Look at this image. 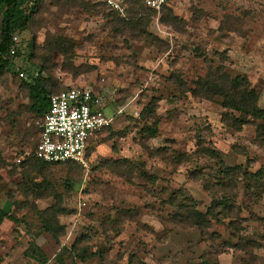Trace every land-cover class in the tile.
<instances>
[{
  "label": "rangeland",
  "instance_id": "rangeland-1",
  "mask_svg": "<svg viewBox=\"0 0 264 264\" xmlns=\"http://www.w3.org/2000/svg\"><path fill=\"white\" fill-rule=\"evenodd\" d=\"M15 35L0 75V207L17 220L0 222V264H264V177L238 173L231 212L207 228L176 217L192 205L183 197L205 213L224 196L220 167L264 173L255 122L227 126L218 98L190 91L225 52L227 73L246 76L264 108V0H167L126 18L94 0H42ZM39 70L51 93L83 86L102 98L111 125L84 165L29 161L43 117L24 78Z\"/></svg>",
  "mask_w": 264,
  "mask_h": 264
},
{
  "label": "trees",
  "instance_id": "trees-1",
  "mask_svg": "<svg viewBox=\"0 0 264 264\" xmlns=\"http://www.w3.org/2000/svg\"><path fill=\"white\" fill-rule=\"evenodd\" d=\"M41 4L42 0H0V75L4 71L11 69L10 67L12 66V63L9 57H14L17 53L14 44L15 42L12 40L13 36H16V33L25 31L27 29L28 24L33 17V14L37 12ZM140 8L146 9L138 1H128L127 15L130 11ZM12 48L14 49L13 54L11 53ZM217 54L220 55L219 65L214 67L211 63L208 67L206 75L198 77L195 80L194 87L190 90L191 93L194 96L202 97L207 100H215L216 98H218L220 105L226 110V112L222 113L221 115L222 122H224L225 125L231 127H241L242 125L253 121L255 122L257 129L261 132H264V108H260L257 104L258 96L256 91L251 88V85L246 76L238 75L232 78L227 73L224 65V61L227 59L225 52H218ZM20 72L24 71L18 69V75ZM40 74L41 70L35 73H31L29 71L27 76L24 78V84L26 85L28 97L30 99L29 108L31 112L37 117H43L48 111L49 97L51 94H53L51 93L49 84L44 81ZM21 79L23 78L21 77ZM150 113H152V110H150ZM236 113L238 115H236ZM156 126L157 121L153 122L151 125H146L144 128V132L153 137L158 132ZM159 151L161 152V149L157 150V152ZM149 152L153 154L151 151ZM211 154L214 155L215 158L219 157L214 150H211ZM180 158L181 157L177 156L176 159L179 161ZM29 159V161L33 163V166L35 168H40L41 166H45L47 164H53L47 163L37 158L34 152L33 157ZM161 159H163L164 161V158ZM67 163L73 164L74 162ZM218 163L222 164L223 161L220 160ZM242 169L243 168L241 166L220 167L219 172L222 176V180L218 181L217 183L218 186L223 189L225 193L224 196H221L220 199L213 200V204L209 206L205 213L199 211L195 207V205H193L194 200L191 197H183L185 201L192 203V205L186 204L187 206H181L182 208H180L181 211H179V215H176L177 219L184 223H190L191 225L196 226L199 229L209 227L212 220L219 222L220 220H218L217 217L218 211L229 214L232 210L233 198L230 195H226V193L230 191L231 188L236 187V177L238 176V173H242L244 176L250 175L260 183L262 178L264 177V173L262 172L251 174ZM139 172L141 175L145 177L147 176V173L144 172L141 168L139 169ZM173 201H175V199H173ZM217 207H219V210ZM238 217L239 216L235 214V218ZM4 219L13 221L17 220L9 213L8 210L0 207V222H2ZM41 220L43 222V229L52 234L53 232L51 222L46 220L43 215H41ZM231 221H233V219ZM231 224L233 225L234 222H231ZM52 237L58 241L57 235L53 234ZM71 249L74 253H76V257L81 261H85L89 258V256H85V254H80L78 252L76 243L72 244ZM32 254H34V252H32Z\"/></svg>",
  "mask_w": 264,
  "mask_h": 264
},
{
  "label": "built area",
  "instance_id": "built-area-1",
  "mask_svg": "<svg viewBox=\"0 0 264 264\" xmlns=\"http://www.w3.org/2000/svg\"><path fill=\"white\" fill-rule=\"evenodd\" d=\"M104 4L121 18L127 17L128 1L94 0ZM138 1L148 10L160 13L167 0ZM12 40L17 41L13 36ZM11 53H14L12 48ZM24 77V72L19 73ZM111 125V118L104 112L102 98L88 87H70L49 97L48 111L40 124L34 154L47 163L74 162L85 164L90 140Z\"/></svg>",
  "mask_w": 264,
  "mask_h": 264
},
{
  "label": "crops",
  "instance_id": "crops-1",
  "mask_svg": "<svg viewBox=\"0 0 264 264\" xmlns=\"http://www.w3.org/2000/svg\"><path fill=\"white\" fill-rule=\"evenodd\" d=\"M89 146V145H88ZM87 150H88V148H87ZM87 153V152H86Z\"/></svg>",
  "mask_w": 264,
  "mask_h": 264
}]
</instances>
